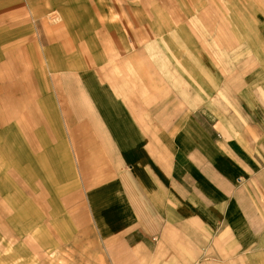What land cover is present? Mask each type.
Masks as SVG:
<instances>
[{"label": "crops", "instance_id": "crops-1", "mask_svg": "<svg viewBox=\"0 0 264 264\" xmlns=\"http://www.w3.org/2000/svg\"><path fill=\"white\" fill-rule=\"evenodd\" d=\"M255 1L233 0L227 22L213 6L191 7L183 24L176 17L178 49L153 40L62 78L72 125L68 136L58 127L51 151L83 175L85 222L118 264H258L264 254V1ZM25 164L61 186L62 165Z\"/></svg>", "mask_w": 264, "mask_h": 264}, {"label": "rangeland", "instance_id": "rangeland-1", "mask_svg": "<svg viewBox=\"0 0 264 264\" xmlns=\"http://www.w3.org/2000/svg\"><path fill=\"white\" fill-rule=\"evenodd\" d=\"M232 3L0 0V264H118L85 222L83 175L51 151L58 127L68 136L72 125L60 82L138 44L172 38L178 49L184 32H176V17L183 24L191 7L213 6L227 22ZM39 161L65 168L60 187L58 176L26 167Z\"/></svg>", "mask_w": 264, "mask_h": 264}]
</instances>
